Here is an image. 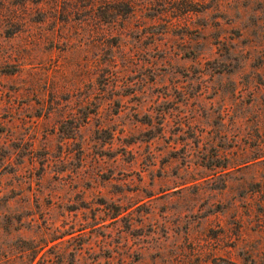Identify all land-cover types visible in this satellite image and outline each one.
<instances>
[{"label":"rangeland","instance_id":"374dc122","mask_svg":"<svg viewBox=\"0 0 264 264\" xmlns=\"http://www.w3.org/2000/svg\"><path fill=\"white\" fill-rule=\"evenodd\" d=\"M263 202L264 0H0L5 242L264 264Z\"/></svg>","mask_w":264,"mask_h":264},{"label":"trees","instance_id":"16d2710c","mask_svg":"<svg viewBox=\"0 0 264 264\" xmlns=\"http://www.w3.org/2000/svg\"><path fill=\"white\" fill-rule=\"evenodd\" d=\"M22 215H24V212H22ZM28 225H33V219H30ZM258 225L260 231H264V208L259 216ZM1 231L0 228V251L1 248H21L19 250L21 252V264H59L62 261V254L57 256L56 262L53 261L51 256L48 255L49 249H51L48 245L55 239L62 237L63 233L60 236L53 237L47 231L42 230L34 239L33 237L24 238L21 234H17L12 238L13 241L8 244L5 242L6 236Z\"/></svg>","mask_w":264,"mask_h":264}]
</instances>
